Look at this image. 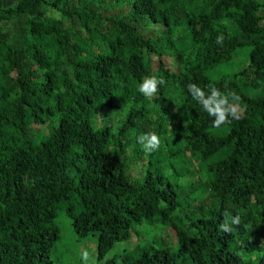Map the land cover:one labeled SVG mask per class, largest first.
<instances>
[{
  "label": "trees",
  "instance_id": "obj_1",
  "mask_svg": "<svg viewBox=\"0 0 264 264\" xmlns=\"http://www.w3.org/2000/svg\"><path fill=\"white\" fill-rule=\"evenodd\" d=\"M245 47L240 72L208 77ZM189 84L234 92L240 119L213 126ZM60 209L98 261L144 223L174 251L123 264H264V0H0V264H53Z\"/></svg>",
  "mask_w": 264,
  "mask_h": 264
},
{
  "label": "rangeland",
  "instance_id": "obj_2",
  "mask_svg": "<svg viewBox=\"0 0 264 264\" xmlns=\"http://www.w3.org/2000/svg\"><path fill=\"white\" fill-rule=\"evenodd\" d=\"M249 48L245 47L237 50L232 60L228 63L222 64L216 67L214 70L207 72L209 78L217 80L220 77L232 76L240 72L247 64ZM168 66L172 67L173 60L171 58H164ZM153 65H156L153 62ZM106 121L104 124H111L113 128L117 127L120 122V118L124 116V113L115 111L113 109H105ZM49 129H46V133L41 132L37 138V142L40 141L44 134L46 135ZM54 223L58 229V238L54 242L50 252V258L53 264H106L107 260L113 259L114 262L110 264H123L122 257L130 255L131 258H135L137 250L144 244L153 243V246L159 249H167L168 251H174L176 245V238L174 233L168 227L162 225H146L142 224L137 226L138 236L132 235L127 241L116 243L110 250L109 254L102 261L97 260V239L95 236H87L85 238H79L75 234L71 219L66 215L64 209H60ZM261 240L260 242H263ZM87 251V260L82 259V254ZM243 261L256 263V260L261 255V252H248L246 250L238 251Z\"/></svg>",
  "mask_w": 264,
  "mask_h": 264
},
{
  "label": "clouds",
  "instance_id": "obj_3",
  "mask_svg": "<svg viewBox=\"0 0 264 264\" xmlns=\"http://www.w3.org/2000/svg\"><path fill=\"white\" fill-rule=\"evenodd\" d=\"M223 39L224 37L222 34L218 35L216 38V43L222 44ZM164 83L165 81L162 77L157 78L154 75L150 78L144 79L143 83L139 85L138 91L142 93L146 98H151L154 96V94L157 93L158 86ZM207 87L210 92L209 95H206L205 91L196 84H189L188 91L191 93L193 99L198 101L210 116L215 117L213 126L219 127L222 123H230V121L228 120L229 115H231L235 119H240L239 114H237L236 108L229 103L230 99H239V97L234 92L222 93L217 87L211 84ZM137 139L146 153H151L157 150L161 145L159 136L154 132L142 134ZM232 223L239 224L240 218L238 216L234 217L232 219ZM220 227L224 231L231 230L227 223L221 224ZM87 258L88 252L85 251L82 254V259L86 261Z\"/></svg>",
  "mask_w": 264,
  "mask_h": 264
}]
</instances>
